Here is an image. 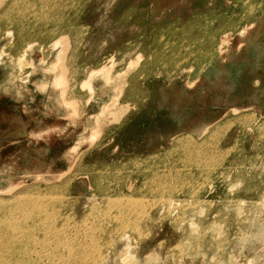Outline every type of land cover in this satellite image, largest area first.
Instances as JSON below:
<instances>
[{
  "label": "rangeland",
  "instance_id": "374dc122",
  "mask_svg": "<svg viewBox=\"0 0 264 264\" xmlns=\"http://www.w3.org/2000/svg\"><path fill=\"white\" fill-rule=\"evenodd\" d=\"M13 1L0 0V264H264V0H45V42L9 25L41 16ZM56 34L57 53L40 46ZM160 49L169 67L195 51L171 84ZM94 68L80 101L71 79ZM51 70L68 84L46 97L32 77Z\"/></svg>",
  "mask_w": 264,
  "mask_h": 264
},
{
  "label": "bare ground",
  "instance_id": "6f19581e",
  "mask_svg": "<svg viewBox=\"0 0 264 264\" xmlns=\"http://www.w3.org/2000/svg\"><path fill=\"white\" fill-rule=\"evenodd\" d=\"M84 1L85 0H74V3H73V5L75 4V7L76 8H78L77 6H79L80 4H83L84 3ZM87 2V1H86ZM86 2H85V5H86ZM18 4L19 3V5H18V7L19 8H21L22 9V11L23 12H25V13H28V14H30L31 15V17H33L34 16V12L35 11H39V13H38V15H41L39 18H38V20H39V22L36 20L35 22L33 21V20H24L23 18H20V19H18V20H16V19H12V18H10V20H11V22H8L9 23V25H11L12 27H13V29L15 30V32L17 33V35L19 36V32H21V34L25 37V38H31L32 36H36V35H38L39 36V38L42 40V41H48V38L45 36V31H46V22L48 21V17L49 16H47L46 14H45V0H19V1H13V3L10 5V8H13L14 6H16V4ZM88 3V2H87ZM44 7V8H43ZM84 7V9L86 8L84 5L81 7V8H83ZM73 9L74 11L75 10H77V9ZM6 9L8 10V6H6ZM72 9L70 10L71 11V14H73V12H72ZM79 9V8H78ZM251 9V8H250ZM249 9V10H250ZM260 9H263L264 10V8H260ZM246 10V9H245ZM248 10V9H247ZM248 10V11H249ZM262 10V11H263ZM80 11H81V9H80ZM84 11V10H83ZM250 11H253L252 9L250 10ZM250 11L248 12V13H246V17H248V18H252V17H254L255 16V14L253 15L252 13H250ZM261 11V12H262ZM247 12V11H246ZM254 12V11H253ZM260 12V11H259ZM258 12V13H259ZM261 12H260V14H261ZM80 13V12H79ZM257 13V14H258ZM81 14V13H80ZM259 15V14H258ZM262 15V14H261ZM260 15V16H261ZM12 17H14V16H12ZM74 16H72L71 18H73ZM79 18V17H78ZM248 18H246V19H248ZM255 19H256V17H254ZM258 19H259V17H258ZM71 20V19H70ZM73 20V19H72ZM71 20V21H72ZM79 20H80V18H79ZM79 20H75V22H79ZM212 20V19H211ZM30 21V22H29ZM205 21V20H204ZM74 22V21H73ZM74 22V23H75ZM198 22L200 23V24H202L203 23V21L201 22V21H199L198 20ZM6 23V22H5ZM5 23H3L2 21H0V24H5ZM249 23V22H248ZM77 24V23H76ZM75 24V25H76ZM69 25H71V24H67V27L69 26ZM78 25V24H77ZM76 25V26H77ZM233 25H235L234 23H229L228 24V29L227 30H230V28H231V26H233ZM47 26H49V25H47ZM64 26H66V25H64ZM64 26H63V28H64ZM74 27V26H73ZM77 27H80V26H77ZM47 28H49V27H47ZM62 28V27H61ZM66 28V27H65ZM74 28H76V27H74ZM247 27L245 26L244 28H242V27H239V28H236V29H234V30H232V32H235V33H238V34H242V32H240L239 30H243V31H245V29H246ZM72 29V27L70 28V30ZM66 30H67V28H66ZM81 30V29H80ZM83 30H85V29H83ZM83 30H81V31H83ZM156 30V29H155ZM69 31V30H68ZM80 31V32H81ZM167 30H165V32H166ZM200 31V33H206L207 34V32L209 33V29L207 30V29H202V30H199ZM198 31V32H199ZM86 32V31H85ZM161 32V31H160ZM163 32V33H162ZM162 32H161V34H159V37H160V35L162 36L163 34H164V30H162ZM197 32V31H196ZM59 33V32H58ZM62 33V32H61ZM63 33H66V31L65 32H63ZM83 33H84V31H83ZM82 33V34H83ZM167 33V32H166ZM195 34V33H194ZM201 34V35H202ZM226 34V33H225ZM224 34V35H225ZM42 35H44V37L42 36ZM200 35V34H199ZM82 36H84V34L82 35ZM206 36H208V34L206 35ZM58 37V34H56L55 36H53V37H51V38H49V40H51L50 42H46V43H44V44H40V46L42 47V48H45V49H47L48 51H50V52H53V53H57L59 50H58V48H59V41H57V40H60V39H62L61 37H59V38H57ZM190 37H191V35H190ZM190 37H188V38H190ZM170 38H173V37H171L170 36ZM198 38V37H197ZM160 39V38H159ZM162 39H163V37H162ZM162 39H161V43L160 44H162ZM193 39V38H192ZM195 39H196V37H195ZM164 40H165V38H164ZM55 41V42H54ZM166 41V40H165ZM168 41V40H167ZM193 41H195V40H193ZM192 41V42H193ZM164 42V41H163ZM48 43H49V45H48ZM154 43H156V42H154ZM198 42H194V43H191V45H192V49H193V46L194 45H196ZM24 46V45H23ZM23 46H21V47H17V48H15L16 50V54L15 55H17V57H21V55H23L24 53L29 57V58H32L33 57V55L35 54V53H37V51L34 49V45L33 44H28V45H26L24 48H23ZM23 48V49H22ZM149 48H151V47H149ZM148 48V49H149ZM215 48V47H214ZM58 50V51H57ZM183 50V49H182ZM191 49H189V51L188 50H186L185 52H184V55L185 56H183L182 58L184 59V60H182L181 62H184L185 63V65H186V61L188 60V58H190L193 54H194V50H192V51H190ZM151 51V50H150ZM150 53V52H149ZM153 53H154V51H153ZM161 49H160V52L157 54V56H156V58H157V62H159L160 60L159 59H161V63L162 62H165L164 63V65L166 66H168L170 63V61H169V59L167 60V59H165L164 60V57H165V55H164V53L162 52L161 54ZM217 53H219V54H217ZM220 53H221V48H220V45L217 47V50H216V48H215V50L213 49V53H212V55L210 56V58H207V60L205 61V62H203V63H201V64H199V70H201V69H203V68H205L206 67V64H207V62H208V59H209V63H212V61L213 60H215L216 58L215 57H218L219 55H220ZM150 55V54H149ZM154 56L156 55V54H153ZM163 57H162V56ZM53 56V55H52ZM162 57V58H161ZM149 58V57H148ZM50 59H52V61L54 60V57H51ZM150 59H153L154 60V58L152 57V58H149L148 59V61L150 60ZM171 59V58H170ZM153 60H152V63H153ZM163 60V61H162ZM52 61H50L49 62V64H51L52 63ZM175 61V60H174ZM54 63H56L55 61H53ZM72 61H70V63H71ZM176 62V61H175ZM174 62V64H176ZM215 63H216V61H214ZM154 63H156L155 61H154ZM178 64L174 67L173 66V64H172V67H169L168 66V68L169 69H167V67H165L164 65V67H165V69H164V71L163 72H166L165 73V75H166V78H167V81L168 82H166V83H169V84H171L170 82H171V80H174L175 78H179L181 75H182V71H183V69H184V67H185V65H184V67L182 66L184 63H180L179 61L177 62ZM180 63V64H179ZM208 63V64H209ZM151 64V63H150ZM214 64V63H213ZM70 65V64H69ZM215 65V64H214ZM99 67L101 66L100 64L98 65ZM147 66V65H146ZM151 66V65H150ZM153 66H156V65H153ZM160 66V65H159ZM183 68H182V67ZM103 67H105V65H103V66H101L100 68H103ZM180 67V68H179ZM77 70H78V68H77ZM80 70V69H79ZM79 70L78 71H76L77 72V74H75L74 72H72L74 75L73 76H76V75H78L79 73ZM95 70H96V68H94V69H92V70H90V71H86V75H85V77H84V79H81L80 81L78 80V81H76V79H74V78H72L71 79V86H69L70 87V91H71V93H72V96H73V94L81 101L82 100V93H81V88L84 86V84H87V85H91V82L94 80V76H93V74H94V72H95ZM162 70V69H161ZM160 73V72H159ZM54 75V73H53V71L51 70V72L48 74V75H46V76H44L43 74H37L35 71L33 72V79L32 80H35V84H36V86L38 87V89H39V92L42 94V95H44V96H46L47 97V94L50 92V90H51V88L52 87H54V85H56L57 84V82L59 81V83H62V81H64V84L63 85H66V84H68V83H65V76L63 77V80L62 79H59L57 82H55L54 80L55 79H53L52 78V76ZM157 77V76H156ZM76 78H78V77H76ZM81 77L79 76V79H80ZM159 78V77H158ZM25 79H27V78H25ZM109 80V78L107 77L105 80ZM162 79H164V78H162ZM18 80H19V78H18ZM19 81H23L22 79H20ZM61 81V82H60ZM162 81V80H161ZM103 82V81H102ZM107 82V81H106ZM105 82V83H106ZM163 82H165V81H163ZM58 83V84H59ZM70 83V82H69ZM70 85V84H69ZM81 86V87H79L78 88V86ZM67 86V85H66ZM64 87V86H63ZM102 87L103 88H105L104 90H103V92H107L108 91V98H109V96H111V94H110V92H109V88L107 89V86L106 85H102ZM68 89V87L66 88V90ZM14 92V91H13ZM13 92L11 91L10 93H12L13 94ZM7 93H9V92H7ZM106 95V94H105ZM74 98V97H73ZM74 100V99H73ZM77 101V100H76ZM78 102V101H77ZM102 106H103V103H102ZM110 106V105H109ZM105 107H107L108 108V105L106 104L105 105ZM106 108V109H107ZM104 110V109H103ZM0 179H3V178H0ZM6 182V181H5ZM9 182V181H8ZM172 202V201H171ZM170 202V203H171ZM146 202H144V204H145ZM169 204V203H168ZM170 207V206H169ZM36 231V230H35ZM100 241H101V243L102 244H104L105 243V240L103 239V238H101L100 239Z\"/></svg>",
  "mask_w": 264,
  "mask_h": 264
}]
</instances>
